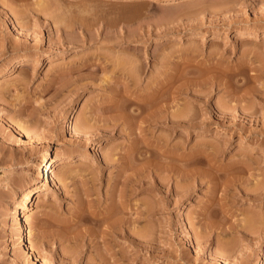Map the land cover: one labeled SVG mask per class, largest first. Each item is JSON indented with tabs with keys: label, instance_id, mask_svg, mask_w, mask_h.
<instances>
[{
	"label": "rangeland",
	"instance_id": "374dc122",
	"mask_svg": "<svg viewBox=\"0 0 264 264\" xmlns=\"http://www.w3.org/2000/svg\"><path fill=\"white\" fill-rule=\"evenodd\" d=\"M161 79L130 133L115 117ZM46 153L54 182L19 216ZM128 188L135 243L72 256L78 208ZM0 264H264V0H0Z\"/></svg>",
	"mask_w": 264,
	"mask_h": 264
},
{
	"label": "bare ground",
	"instance_id": "6f19581e",
	"mask_svg": "<svg viewBox=\"0 0 264 264\" xmlns=\"http://www.w3.org/2000/svg\"><path fill=\"white\" fill-rule=\"evenodd\" d=\"M130 1H133V0H130ZM23 61H25V60H23ZM100 63H101V61H99ZM100 63H99V65H100ZM130 63V62H129ZM132 63V62H131ZM18 64H20V61L18 62ZM98 64V63H97ZM136 64V63H135ZM81 69H83V68H81ZM130 70H126V74H124V73H122V75L124 76H122L125 80L124 81H127L126 83H128V82H131V83H133V81L135 80V77L137 76V75H139V74H141V72H142V67H141V65L140 66H138V65H135L134 67H133V65H132V67H131V65H130V68H129ZM79 70V68L77 69V71ZM67 72V71H66ZM71 73H73V70H69L68 72H67V74H71ZM138 77V76H137ZM76 78V79H75ZM75 78L74 79H69L68 80V83L70 84H67L66 82V85H63V87L62 88H64L65 86H66V90H67V85H69V86H71L72 87V84L74 85V84H76V82H77V78H80L79 77V75L76 77L75 76ZM104 80V79H103ZM102 80V81H103ZM79 81V80H78ZM78 83V82H77ZM166 83H168V82H166V79H161V80H159L156 84H155V86L153 87V89H152V92L151 93H149L147 96L145 95H143V96H137L136 98V104H134V107L132 108V110H130L131 111V114L129 115V113H128V115H129V117L131 116V118H129V117H127V114L126 113H124V114H126V116L124 115V114H121V113H123V112H121V111H119V114L115 117L116 118V120L118 121V122H120V123H122V122H127L128 123V125H129V128H130V133H133L134 132V128H135V126H137V128H138V130H139V135H142L143 133H146V127H148L149 125H150V117H152L151 119H153V116H151V115H153V111L152 112H150V110L153 108V107H155L154 105H156V104H158L159 103V100L157 101L156 99L158 98L157 97V95H158V92L161 90V89H163V87L166 85ZM129 85V84H128ZM81 87H82V85H81ZM69 89V88H68ZM61 91H62V89H60ZM133 98H135V96L133 97ZM161 100V99H160ZM163 101V100H162ZM134 102H132L131 104H133ZM159 105V104H158ZM157 106V105H156ZM121 107V106H120ZM119 107V108H120ZM159 107V106H158ZM162 106H160V108H161ZM157 108V107H156ZM127 109V107H123V110H126ZM163 108H161L160 110L159 109H157V111L159 110L160 112H164L163 110H162ZM107 110H109V109H107ZM111 110H113L114 111V109H111ZM117 110V109H116ZM120 110V109H119ZM128 110V109H127ZM126 110V111H127ZM153 110V109H152ZM165 110V109H164ZM158 111V112H159ZM112 112V111H111ZM116 112V111H115ZM121 112V113H120ZM132 112L133 113H135V114H132ZM113 113V112H112ZM116 113H118V112H116ZM163 114V113H162ZM69 117H73V110H71L70 112H69ZM114 117V116H113ZM177 117H179V116H177ZM111 118V117H110ZM118 118V119H117ZM174 119H176V117H174ZM168 120V121H167ZM180 121V120H179ZM152 122V121H151ZM157 122H159V123H164V122H170L169 121V119L165 116V117H163V118H161L160 117V120L159 121H157ZM176 122H178L177 120H176ZM175 122V123H176ZM116 124H118L117 122L115 123V126H112V130H114L115 129V127L117 126ZM133 124H134V128H133ZM169 124V123H168ZM131 126V127H130ZM77 133H79V132H77ZM80 135V134H79ZM137 143V142H136ZM138 144V143H137ZM137 144H136V146H133L132 148H131V150L129 151V152H131V151H133V149L135 150V148L136 147H138L137 146ZM144 148V147H143ZM143 148H141V149H143ZM137 149V148H136ZM141 149H138V151L139 150H141ZM145 149V148H144ZM147 149V148H146ZM134 152V151H133ZM150 151H148L147 150V153H146V151L144 150V151H139V153L137 152V154H138V156H140V157H142L143 159H145L146 158V154H148ZM45 162L43 163V165L42 166H40L38 169L40 170V173H39V175H38V180L36 181V182H34L32 185H31V189H29L25 194H24V201H23V204H22V206H21V208H20V210H19V212H18V214H19V216H20V214H25V213H27L28 212V210L30 209V207H31V202L33 201V199H34V197L35 196H37V195H39L40 194V192H41V190L43 189V187L45 186V184L44 183H46V185L47 186H51V184H53V182L54 181H52L53 179H51V175H52V168H54L56 165H52L54 162H53V158H52V156L49 154V153H46V155H45ZM65 159L66 158H62V159H60V162L58 161V165L57 166H60V165H64V163H65ZM109 160H107V163H111V162H115V161H117L116 159H113V158H111V157H109L108 158ZM127 162L126 161H124V160H121V163H120V165H119V167H121L122 169L121 170H125L126 171V173H128L127 171L128 170H131V167H130V165L128 166L127 164H126ZM147 164V163H146ZM150 164V163H149ZM145 164H143L142 165V167L144 166ZM133 166V165H132ZM146 166V165H145ZM151 166V165H150ZM149 166V167H150ZM134 167V166H133ZM133 167H132V170H133ZM147 169L148 167H144V168H141L140 170H137L138 172L140 171L141 172V170L143 171V169ZM145 169V170H146ZM148 170H150V169H148ZM125 171H124V173H125ZM134 171V170H133ZM132 171V172H133ZM136 171V172H137ZM135 172V171H134ZM144 172V171H143ZM147 172V171H146ZM146 172H144V173H146ZM131 174V173H130ZM132 175V174H131ZM144 175V174H143ZM142 175V177H141V180H142V178L143 177H145V175L143 176ZM147 177V176H146ZM149 177V176H148ZM127 178V177H126ZM147 179V178H146ZM127 180H128V178H127ZM149 180V179H148ZM124 182H126V181H124ZM137 183H138V181H136ZM117 183H118V181H117ZM139 183H141L140 181H139ZM145 183H146V181H143L142 180V183L141 184H139V187H138V184L136 185V187H138L137 188V190L139 191V190H142V189H145ZM151 185H155V183L156 184H160V185H162V183H161V181L160 182H158L157 183V180L155 179V178H153V179H151ZM154 183V184H153ZM122 184H124V183H122ZM128 184V183H127ZM126 184V185H127ZM55 185V184H54ZM126 185H125V187H126ZM134 186V185H133ZM163 186V185H162ZM115 187V186H114ZM45 188V187H44ZM123 188V187H122ZM117 189V188H116ZM116 189H113V190H116ZM125 189V188H124ZM124 189H123V191L120 193V195L118 196V200H116V193H114V192H116V191H114L113 193H111V195L109 196V198H108V200H110V202L108 203L109 205L103 210V211H101V210H99V207L97 206V203L95 204V199H93V198H91L89 201H88V209L87 210H83L81 207L80 208H78V210L75 212V218H73L72 220H70V222H68L67 224V226L69 227L70 225H78V227H81L82 225H88L89 227L88 228H86V230L83 232V233H81L80 234V232H78L77 231V227H75V229H76V231L78 232H76L77 234H74L72 237H70V238H72V240L73 241H76V246L74 245L73 246V248H71V250H69L70 251V254L72 255V256H76V258L78 257L79 258V256H80V253H83V248L85 247L86 248V250L85 251H87L88 249H91L92 248V246H93V244L92 243H94V246L93 247H95V245H98V246H96V248L97 247H99L100 246V252H97L96 254H97V258H98V260H100L101 262H102V260L104 261L105 260V262H106V260H108V258H113V257H115V256H117V254H118V252H117V250H115V246H114V244H113V240H114V238H116V239H120V238H123V239H125V241L126 242H128V246H131V245H133L134 243H135V235H134V231H135V229H134V222H138V221H136V219L134 218V220H131V219H126V218H124V214H126V213H129V211H131V207H129V204H128V202H129V200H128V195L131 193V190H129V189H131V188H128V189H126V191L124 192ZM135 189V188H134ZM127 190H129L128 192L129 193H127ZM133 190V189H132ZM90 192V191H89ZM120 192V191H119ZM93 195H94V193H87L86 192V197L87 198H90V197H93ZM97 197V196H96ZM97 200V199H96ZM97 202V201H96ZM99 204V203H98ZM91 207H93V208H95V211H88V210H90L89 208H91ZM145 209V210H144ZM143 209V211H140V212H142L141 213V216L143 217V215H148V209H147V207H145ZM140 214V213H139ZM141 216H139V217H141ZM23 217V216H22ZM141 217V218H142ZM145 217V216H144ZM140 218V219H141ZM143 219V218H142ZM141 219V220H142ZM144 219H146V218H144ZM143 219V220H144ZM140 220V221H141ZM69 221V220H68ZM64 223V222H63ZM63 223H61V224H63ZM56 224V223H55ZM60 224V223H59ZM73 225V226H74ZM80 225V226H79ZM56 226H58V225H56ZM59 227H60V225H59ZM28 229V222H27V220L26 219H24L22 222H20V224H19V242L21 243V244H23V245H26L27 244V232H26V230ZM74 229V230H75ZM81 231V230H80ZM72 232H73V230H72ZM148 232V231H147ZM74 233V232H73ZM71 234V233H70ZM136 234V233H135ZM146 235H147V233H146ZM69 237H68V239H70ZM147 238H149V237H147ZM87 241H89L88 243L89 244H87ZM68 242H69V240H68ZM77 242H78V244H77ZM74 243V242H73ZM92 244V245H91ZM69 245H70V243H69ZM33 247H29V245H28V247L26 248L27 250V252L26 253H28V255H29V257L32 259V260H34L35 258H36V254H35V251H33V249H32ZM68 249H69V247H68ZM92 249H94V248H92ZM98 249V250H99ZM94 250H96V249H94ZM94 250H92V251H94ZM34 252V253H33ZM37 253V252H36ZM67 253V252H66ZM38 254V253H37ZM70 254H68V255H70ZM111 258V259H112ZM37 260V259H36ZM110 260V259H109ZM108 260V261H109ZM35 261V260H34Z\"/></svg>",
	"mask_w": 264,
	"mask_h": 264
}]
</instances>
